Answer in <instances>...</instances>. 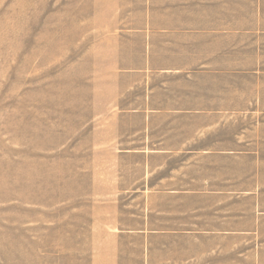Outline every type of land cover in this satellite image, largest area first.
Here are the masks:
<instances>
[{"label":"rangeland","instance_id":"374dc122","mask_svg":"<svg viewBox=\"0 0 264 264\" xmlns=\"http://www.w3.org/2000/svg\"><path fill=\"white\" fill-rule=\"evenodd\" d=\"M170 8L0 0V264H264V0Z\"/></svg>","mask_w":264,"mask_h":264},{"label":"crops","instance_id":"0c3cea01","mask_svg":"<svg viewBox=\"0 0 264 264\" xmlns=\"http://www.w3.org/2000/svg\"><path fill=\"white\" fill-rule=\"evenodd\" d=\"M170 4V21H173L170 35L173 36V51L175 47H186L187 38L206 39L207 46L210 38L236 35L235 27L226 29L224 23L240 21L242 0H170ZM255 6L258 8L259 0H255ZM163 19L162 17L161 20ZM164 27L159 26L157 31H163ZM238 29L240 30V26ZM191 64L193 62L187 58L173 57V63L159 66L157 69L179 71L206 67L204 61H201V67Z\"/></svg>","mask_w":264,"mask_h":264},{"label":"bare ground","instance_id":"6f19581e","mask_svg":"<svg viewBox=\"0 0 264 264\" xmlns=\"http://www.w3.org/2000/svg\"><path fill=\"white\" fill-rule=\"evenodd\" d=\"M0 182H2V181H0Z\"/></svg>","mask_w":264,"mask_h":264}]
</instances>
